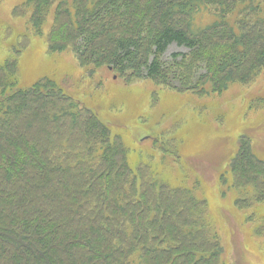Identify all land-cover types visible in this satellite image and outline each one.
I'll list each match as a JSON object with an SVG mask.
<instances>
[{
	"label": "trees",
	"instance_id": "16d2710c",
	"mask_svg": "<svg viewBox=\"0 0 264 264\" xmlns=\"http://www.w3.org/2000/svg\"><path fill=\"white\" fill-rule=\"evenodd\" d=\"M203 11L215 22L200 29L195 17ZM263 13L264 0L15 7L12 16L27 18L29 29L0 33V264H234L209 220L208 199L197 196L206 195L205 184L190 182L198 170L190 171L189 159L199 151L190 156L181 123L153 133L135 158L89 98L104 68L128 83L152 80L199 97L249 84L264 71ZM49 21L47 54L72 52L78 74L27 85L21 61ZM152 98L156 105L159 92ZM256 141L245 132L219 144L226 148L221 182L241 192L235 206L250 212L245 224L260 238L264 213L253 209L264 203V157Z\"/></svg>",
	"mask_w": 264,
	"mask_h": 264
},
{
	"label": "rangeland",
	"instance_id": "374dc122",
	"mask_svg": "<svg viewBox=\"0 0 264 264\" xmlns=\"http://www.w3.org/2000/svg\"><path fill=\"white\" fill-rule=\"evenodd\" d=\"M23 1L0 0V33L8 28H13L15 33L27 32V18L12 16L14 8ZM214 22L215 17L206 11L195 17L200 29ZM50 23L44 29V36L34 38L21 61V74L27 85L46 75H55L60 79L61 75L71 76L73 70L78 74L79 68L72 52L60 56L47 54L45 40ZM176 49L173 47L169 52ZM99 73L102 80L98 82H102V87L91 94L90 105L96 109L98 107L102 118L115 126L116 132L122 135L130 148L131 155L138 157L141 149L146 148L145 145H151L157 132L181 123L178 135L180 139H186L190 156L193 151H199L193 160L189 159L191 168L192 163L196 164L190 171L198 170V177L192 175L190 182L198 178L206 186V195L199 192L197 196H205L209 201L208 217L225 250V259L231 254L234 264H264V235L255 238L252 234L255 227L244 221L250 212L236 208L235 201L242 197L241 192L221 182L226 148L219 144L224 138L235 140L248 132L255 141L257 139V152L264 157V71L249 84H231L222 96L207 97L174 92L152 80H133L128 83V80L119 78L107 68L99 70ZM68 80L72 84L73 79ZM154 91L160 95L156 105H152ZM81 100L85 101L84 98ZM212 144L214 148H211ZM202 153L198 164L197 158ZM185 165L188 168V164ZM254 210L259 214L264 213V203ZM254 244L260 245L261 249H256Z\"/></svg>",
	"mask_w": 264,
	"mask_h": 264
}]
</instances>
